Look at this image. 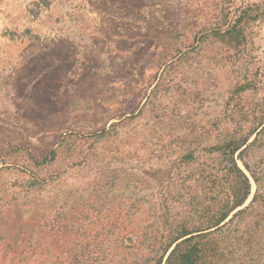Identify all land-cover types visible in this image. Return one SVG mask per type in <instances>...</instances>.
Masks as SVG:
<instances>
[{"label":"rangeland","instance_id":"obj_1","mask_svg":"<svg viewBox=\"0 0 264 264\" xmlns=\"http://www.w3.org/2000/svg\"><path fill=\"white\" fill-rule=\"evenodd\" d=\"M263 114L264 0H0V264L151 259ZM249 151L259 198L214 264H264V134Z\"/></svg>","mask_w":264,"mask_h":264},{"label":"trees","instance_id":"obj_2","mask_svg":"<svg viewBox=\"0 0 264 264\" xmlns=\"http://www.w3.org/2000/svg\"><path fill=\"white\" fill-rule=\"evenodd\" d=\"M263 134L264 114L245 135L239 138L234 136L224 138L219 145L212 148V152L218 153L217 172L221 175V180L229 185V194L225 195L224 201H218L211 211L207 210V215H201L198 226L193 227L191 231L181 227L177 231L169 232L166 237L159 238L156 250H150V255L154 257L145 259L142 264L150 260L154 261V264H214L213 256L210 254L212 250L206 249L205 246L230 227L235 220L248 213L259 198L257 191L249 204L243 207L251 189L245 171L258 186L256 172L247 162V156L249 149L256 145ZM252 136L253 140L249 142ZM238 162L243 169L238 166ZM241 207L243 208L237 210Z\"/></svg>","mask_w":264,"mask_h":264}]
</instances>
